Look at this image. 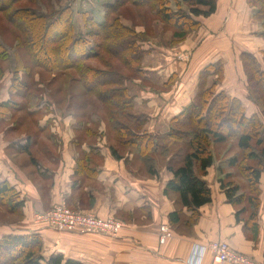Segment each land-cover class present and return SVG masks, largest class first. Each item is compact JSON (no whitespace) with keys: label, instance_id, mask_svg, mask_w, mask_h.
Returning a JSON list of instances; mask_svg holds the SVG:
<instances>
[{"label":"trees","instance_id":"1","mask_svg":"<svg viewBox=\"0 0 264 264\" xmlns=\"http://www.w3.org/2000/svg\"><path fill=\"white\" fill-rule=\"evenodd\" d=\"M28 1L35 0H0V14L19 31L14 48L0 39V59L9 57L8 50L15 53L12 60L14 86L24 71H71L83 92L102 106L108 132L113 135L112 144L108 146L110 153L121 159L125 157L119 149L133 151L149 175L158 174L159 157L172 155L170 152L175 144L187 145L189 151L176 164L170 158L166 165L174 175L166 191L178 193L182 207L191 212L189 224L196 223L201 215L200 207L212 201L211 188L203 178L215 162L211 146L229 138L236 139L241 155L230 159L229 165L245 173L251 195L246 196L239 183L225 180L232 173L220 178V187L228 201L239 207L236 217L243 221L245 231L257 240L260 234V180L264 171V124L258 114H249L242 98L219 89L225 79L224 65L217 61L200 71L198 88L190 104L171 118L165 132L146 129L149 116L135 113L134 97L126 85L134 77H144L143 61L150 53L147 48L150 39L136 31L137 23L130 27L122 22L124 6L146 10L148 17H157L171 25L174 37L181 40L202 27L201 17L214 13L218 0H178L176 3L182 4H178L176 10L171 8L170 0H113L106 4L100 22L92 17L87 19L84 13L86 25H89L86 33L76 30L71 5L49 17L32 6H21ZM247 1L250 6L259 5L255 17L264 27V0ZM260 35L264 37V29ZM240 59L247 78L246 98L264 115V48L258 51L245 49ZM92 61L98 62L99 66L91 65ZM0 72L1 78L3 70ZM31 101L35 102V99L31 98ZM33 102L28 109L40 104V101ZM11 103L16 104V101ZM10 104L1 103L0 114L8 110ZM30 144L28 141L21 145V150H27ZM91 151L97 153L95 148ZM125 159L127 162L128 158ZM0 202L19 218L24 214L20 192L7 181H0ZM248 206L251 210L244 218L242 215L248 211ZM182 212L181 209L170 213L171 223L180 222ZM43 248L44 241L39 233H5L0 236V264H82L63 254L45 257Z\"/></svg>","mask_w":264,"mask_h":264},{"label":"crops","instance_id":"2","mask_svg":"<svg viewBox=\"0 0 264 264\" xmlns=\"http://www.w3.org/2000/svg\"><path fill=\"white\" fill-rule=\"evenodd\" d=\"M243 2L246 3L247 0H218L212 27L216 29L217 25L220 26L227 15H232L234 7H239ZM230 21L234 22V19L230 18ZM130 22L125 21L126 24ZM186 47L188 44L182 43L178 48L172 49L157 39H150L147 46L150 53L143 61L144 77L126 82L134 97L135 113L149 116L146 129L150 132H165L168 129L171 118L188 106L195 95L200 71L220 60L217 58L206 64L197 75L191 76L189 82L182 84L187 72L183 69L180 71L171 60ZM213 50L211 57L232 52L221 44L216 45ZM202 55L203 53L201 59L204 61ZM226 61L229 63L227 59ZM236 68L240 70L239 80L243 83L245 77L241 61L236 62ZM227 70L231 72L229 67ZM227 70L225 68L223 82H226ZM24 77V73L19 74L17 87L12 83L14 74L10 83H5L1 77L0 81L4 84L0 85V104L17 101L19 95H23L26 87L20 82L24 81ZM219 89L242 98L238 93L226 89L223 83ZM35 101L38 98L35 97ZM46 102L48 100L44 97L37 107L28 109L29 114L34 116L43 112V117L38 118L37 130L46 128L45 125L52 121L51 115L54 116L53 112H56L54 106L51 107L52 104ZM44 105L49 106L42 110ZM70 114L71 111H67L65 118L71 120ZM62 124L64 125L63 122ZM64 127L67 128L69 137L68 145L64 146L72 154H0V181H7L20 192L25 215L21 220V227L3 226L1 235L8 232L39 233L44 241L42 253L45 257L63 254L82 264H193L190 259L194 247L216 240L225 241L234 250L264 261V209L259 214V237L253 240L250 232L245 231L243 221L237 219L236 206L228 201L220 187L222 176L217 172L220 160L215 161L203 177L211 188L212 201L200 207L201 215L196 223L188 224L191 212L182 207L178 193L166 191L168 182L174 177L166 165L158 169L157 175L136 173L138 168L134 154H126V162L127 156L116 159L98 142L86 140L78 146L79 151L85 153L80 154L71 138L72 127ZM26 137L31 139V143L37 141L31 133H27ZM26 143H17L15 147L20 148ZM92 148L97 153L93 154ZM20 150L21 148L18 151ZM16 155L20 161L14 158ZM37 169L39 178L35 176L38 174ZM61 199L72 208L91 211L103 218L113 216L121 220L124 227L117 236H107L90 232L58 231L37 225L33 220L34 214L51 208ZM181 209L183 212L180 222L171 223L170 213ZM31 221V225L25 224ZM164 225L171 235L162 239L161 227ZM7 227L9 231L5 229ZM200 264L230 263L214 262L208 253Z\"/></svg>","mask_w":264,"mask_h":264},{"label":"rangeland","instance_id":"3","mask_svg":"<svg viewBox=\"0 0 264 264\" xmlns=\"http://www.w3.org/2000/svg\"><path fill=\"white\" fill-rule=\"evenodd\" d=\"M111 1L113 0H35L33 2L28 1L21 3V6H32L38 13H43L52 17L53 13L57 10L62 9L67 5H71L74 11L76 30H78L79 33H86L89 25H86L84 15L87 14V19L92 17L97 22H100L102 18H104L106 4ZM176 1L178 0H170L171 8L174 10L177 9V6H179L178 4H182L176 3ZM180 1L181 0L178 2ZM258 6L259 5L250 6L248 1L246 3L243 2L239 7H234L232 15L231 13L230 15H227L226 20L222 21L220 26L217 25L216 29L211 25L214 20L215 12L208 17H201L204 25H202L199 30L191 31L181 40L174 37V30L171 25H166L157 17H148L147 14H145L146 10L137 11L133 6L126 5L121 10H125V12H122L123 17H121V20L125 25L129 24L127 26L130 27L133 26L134 23H137V26L135 27L137 32L145 34L147 39H157L160 43H164L172 49L178 48L182 43L188 44L186 49L175 54L174 58L171 60L176 63V68L180 69V71L183 69L187 72V75L190 73V75L184 76L182 84L186 81L189 82L191 76H194V74L197 75L198 71L206 64L219 58L220 60L218 61L222 62L226 70L227 67L231 69V72H228V70L226 72L227 79L226 82H223V86L226 89L231 90L233 93H238L243 98V103L247 107L249 114L252 112L253 114H258L264 124L263 113L258 107L255 109V104L246 98L247 78L245 72L243 71L245 80L242 83V81L239 80L241 74L240 70L236 68V62L238 61L240 63V54L243 50L255 49V51H258L261 47H264V37L262 39V36L259 33L264 27L262 22L255 17L259 9ZM183 7L187 8L184 4ZM202 8L204 10L207 9V7ZM85 12L86 14H84ZM230 18L234 19V22H231ZM125 21L131 22L126 24ZM18 34L19 31L11 26L5 20L4 16L0 14V39L4 41L5 45L10 46V48L16 47L18 43ZM218 44L231 49L232 52L228 51L227 54H223L229 63H227L222 54L218 55V57L217 55L210 56L212 52H214L213 49ZM19 52L22 54V50ZM8 53L10 54L8 58L0 59V71L3 70L1 77L5 83H10V81H12L10 79L13 78L14 74L12 60L14 59L15 53L11 50H8ZM201 53H203L202 57H204V61L201 59ZM11 56H13V58ZM208 57L211 58L208 59ZM234 60L235 62H233ZM90 64L99 66L96 61H92ZM24 74L25 79L23 82H20L23 84V87H26L23 90V95H19L20 98L16 99V104L9 103V109L4 110L3 114H0V154H72V151L69 152L68 147H65L69 143V137L67 135V128H65L64 125L72 127L71 138L75 142L73 143L76 145V148L86 140V142H98L101 147L109 150L108 146L112 144L113 135L108 132V126L105 122V113L102 106L98 100L87 96L83 92L74 73L71 71L53 72L44 71L42 69H33L30 73L24 71ZM133 79L138 78L134 77ZM1 81L0 85L4 84ZM12 83H14V80ZM16 86H18L17 82L15 83V87ZM34 96L38 98V101H31V98L35 99ZM44 97L48 100L46 103L52 104L50 106H54L56 112H53L54 116L51 115L52 121L49 122L47 126L45 125L46 128H42L43 130H37V121L38 118L41 119L43 117V112L40 111L39 116H34L29 114L28 108L31 105V102L37 104L40 100L44 99ZM48 106L49 105H44L42 110L48 108ZM67 111H71V120L64 116ZM46 115L48 114H45V116ZM45 129L48 131H45ZM27 133H31L32 136L34 135V138L37 141L31 143L25 152L23 150L18 151L20 148L15 147L17 143L31 141L29 137H26ZM7 139H9V141ZM210 150L215 155V161H221L218 162L217 165L218 175L220 177L222 176L221 178H225V173L231 172L232 174L225 178V180H233L239 183L242 190L247 193L246 196L251 195L249 188L250 182L245 173H242L239 168L231 167L229 165L230 159L241 155L236 144V139L229 138L223 143H216L211 146ZM77 151L80 152V154H83V152L79 151V148ZM188 151L189 148H187V145H184V143L179 142L175 144L170 152L172 155H169L168 157H159L157 169L165 167L170 158V160L173 158L174 164H176V162L179 161ZM119 153L128 158V155L126 154H133V151L129 153V149L121 148L119 149ZM133 157L136 161V167L138 168L135 172L146 173V175L149 176L146 167L139 156L134 154ZM14 158H16L17 161H20L18 155ZM35 176L39 178V171ZM260 185L261 203L259 205V214L262 208L264 209V171L261 175ZM244 204L247 205L248 203L246 202ZM70 208L73 210L85 211L72 207ZM247 210L248 211L242 215L244 218H247L251 210L250 206L247 207ZM24 216L25 215L23 214L19 218L15 214L9 213V210L0 202V235L3 233L1 232L3 231L1 230L3 226L12 225L16 228L21 227V220L24 219ZM34 216L33 220L35 221ZM25 224L31 225L32 221ZM37 225L51 228L48 225ZM5 229L8 231L10 230L9 227Z\"/></svg>","mask_w":264,"mask_h":264},{"label":"built area","instance_id":"4","mask_svg":"<svg viewBox=\"0 0 264 264\" xmlns=\"http://www.w3.org/2000/svg\"><path fill=\"white\" fill-rule=\"evenodd\" d=\"M35 222L48 225L58 231L90 232L107 236H117L123 229L121 220L110 216L100 217L93 212L71 209L64 199L53 205L49 210L38 211L34 214ZM162 239L171 235L166 225L161 227ZM211 254L214 262L230 264H264L252 256L234 250L225 241H211L207 244L196 245L190 262L200 264L206 254Z\"/></svg>","mask_w":264,"mask_h":264}]
</instances>
